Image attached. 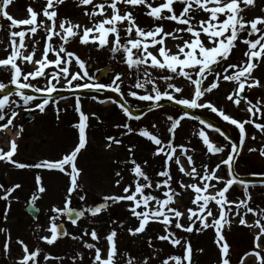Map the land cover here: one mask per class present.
I'll list each match as a JSON object with an SVG mask.
<instances>
[{
	"label": "snow or ice",
	"instance_id": "6c2138e0",
	"mask_svg": "<svg viewBox=\"0 0 264 264\" xmlns=\"http://www.w3.org/2000/svg\"><path fill=\"white\" fill-rule=\"evenodd\" d=\"M13 2L0 0V18L9 21L7 29L0 24V30L8 32L7 42L0 40L6 53L0 57V71H9L8 81L0 80V93H4L0 95V131L8 130L10 126L17 127V131L9 141L8 150L0 148V161L19 169L56 170L68 178L61 203L49 206L48 226L36 224L34 234L38 240L47 245H54L63 237L79 241L83 250H76L69 257L70 264H85L86 254L87 264H152L162 251L154 240L182 250L160 259L159 264H193L191 242L180 233L213 228L220 252L217 264H233L231 245L223 228L225 225L230 228L233 220L238 218L240 225L257 231L253 236L254 247L243 253L237 264H243L249 256L255 257L256 264H264V206H252L248 183L238 180L234 170L235 161L248 138L247 126L264 134V97L253 99L248 94L254 88L264 89V80L254 75L264 64V6H261L264 0L259 4L258 0H76V7L87 17V23L60 16V7L65 0H45L39 10L29 5L26 18H16L10 13ZM254 8H259V13L249 16ZM137 10H142L153 23H143L136 15ZM165 22L175 26L168 29ZM77 41L80 45L107 48L111 54H119L126 71L114 72L109 82H101L91 73L89 61L78 54V48L72 47ZM241 45L244 46L241 58L231 60ZM224 83L232 85L226 101L242 111L244 118L231 114L210 98L209 94L218 91ZM9 85L15 86L14 91ZM83 89H93L97 93L109 91L118 97L91 98L100 103H112L123 113L125 121L114 125L120 130L118 136H106L105 148L112 151L114 146H125L127 155L113 161L116 165L113 183L120 191L104 195L102 202L93 206L77 208L73 206L74 197L87 204L82 181L85 169L79 166L78 157L89 143V114L83 111L81 96H75L74 110L79 120L72 125L78 130V140L58 159H42L33 164L14 159L18 151L17 138L24 128L13 122L19 115L16 109L22 106L44 113L50 104L55 106L59 120V113L66 111L59 107L60 100L66 99L61 93ZM186 89H191L187 95ZM132 100L151 102L148 112L164 107L163 100L184 109H206L238 129L239 145L231 142L230 145H218L210 137L209 130L219 133L225 140L230 141V137L220 127L188 111L175 117L167 116L170 122L167 140L147 126L133 127L131 121L141 120L146 113L134 115ZM90 115L100 120L96 113ZM185 118L202 125L194 134L202 142L206 155L221 154L230 147L226 158L214 166L209 162L198 165L194 155L190 154L195 153L194 147L177 145L176 132ZM157 128V124L151 125V129ZM132 134L154 146L151 158L163 157L158 167L149 159L137 158L136 144L124 145L123 137ZM251 138L255 140V134ZM248 151L257 149L249 148ZM259 153L264 156V146L259 148ZM173 165L181 174L179 178ZM222 165L228 169L227 176L218 174ZM253 175L264 176V173ZM236 183L244 186L243 198L231 199L230 190ZM260 183L264 184V180ZM21 188L20 183L11 186L0 183L5 219L13 201L20 199L19 195L13 194ZM46 192L43 178L37 173L36 188L27 201L34 212H39L37 201ZM186 194H190L189 203L181 205L179 198ZM119 204L137 221L136 226L126 229L131 236L145 234L152 223L162 226V232L148 237L150 254L141 257L130 250H121L119 236L124 230L123 221L113 220L112 224L118 226L111 227L103 236L96 227H84L75 234L65 226V219L78 227L82 219L95 218ZM249 214L253 217L251 222L247 219ZM89 224H95V220L89 219ZM41 231L48 234L40 235ZM0 233L5 236L4 258L10 260L11 231L0 227ZM15 243L21 247L22 254L15 258L14 264H47L49 260L64 259L38 245L30 246L20 238Z\"/></svg>",
	"mask_w": 264,
	"mask_h": 264
},
{
	"label": "rangeland",
	"instance_id": "374dc122",
	"mask_svg": "<svg viewBox=\"0 0 264 264\" xmlns=\"http://www.w3.org/2000/svg\"><path fill=\"white\" fill-rule=\"evenodd\" d=\"M14 2L16 3L10 6V13L16 18H26L28 15L27 7L29 5H32L34 8L39 10L44 5L45 0H14ZM259 3L260 0L258 1V4ZM253 12L254 10H251L249 14H253ZM60 15L62 17L70 16L73 20H78L81 23H87V17L83 15L80 8L76 7V0H65L64 4L60 7ZM136 15L143 23L149 25L153 23L150 18L143 15L142 10H137ZM165 23L168 29L175 26L171 22ZM0 24L4 25L5 29H7L9 21L4 18H0ZM41 35H43V33H41ZM7 36L8 32L6 30H0V40H3L6 43ZM29 43H31V41H29ZM72 47L78 48V54L81 55L82 58L89 61V64H91L90 66H92L90 69L91 73L95 76L106 66H101L103 61L111 62L115 72L126 71V65H123L120 62V55L111 54L107 48L98 49L95 46L80 45L79 41L74 43ZM243 47L244 46L241 45L240 49L235 51L231 60L235 61L241 58V50ZM4 53V44H0V57H3ZM254 75L264 80V64L256 69ZM111 77L112 74H108L106 82H109ZM7 81L8 79H6L5 82ZM40 82L43 83L41 80ZM180 83L186 82L180 81ZM231 88V84L224 83L218 91L209 94V96L214 101H217L220 106L226 107L231 114L239 118H244L245 114L242 111L236 109L231 102L226 101V95ZM10 90H14V88ZM190 90L191 89H186L185 95H187ZM32 94L35 95V93ZM248 94L253 99L257 97H264V89L254 88L248 92ZM61 95L66 97V99L60 100L59 107L66 109V111H61L59 113V120H57L55 106L52 104L47 107L44 114L39 112V116L37 115L32 122H25L21 118V114L24 111L22 108L25 107L22 106V108H18L22 111L16 119L19 121V125H22L26 130H24L21 136L17 138L18 151L14 156V159L26 164L38 163L42 159H58L64 153L70 151L77 142L78 130L72 127V125L77 123L79 120L78 113L74 110L75 97H73V94L68 91L62 92ZM92 96V94L81 95L83 111L89 114V127L87 129L89 143L86 149L83 150L81 155L78 157L79 166L85 169L82 181L87 194V204L74 197L73 204L76 205L77 208L93 206L96 203H100L102 201L101 198L104 195L120 191V189L115 187L113 183V180L115 179L113 170L116 167L113 161L117 158L122 159L127 155L125 146H120L119 148L114 146L112 151H108L105 148V137L108 135L118 136L120 130L116 129L114 125L117 123H123L126 118L116 105L112 103L99 102V100H104L106 98L97 96L99 100H94L91 98ZM12 98L16 99L15 96ZM163 102L171 101H161V103ZM131 103L133 109L139 107V110L146 109L151 104V102L135 100H132ZM240 107L243 109L244 105L241 104ZM189 110H191L194 114L203 116L208 121L217 124L220 128H222V130L227 132V136L230 137V141L225 140L224 137L219 135V133L209 131L210 137L218 145H230V142L239 145V132L235 126H232L227 122H223L218 116H216V114L211 113L206 109ZM181 112V109L166 106L148 113L147 116L139 122L131 121V123L133 127L147 126L150 130L158 132L162 138L167 140L169 138L167 129L170 127V122L167 120V116L173 115L175 117ZM91 113H96L100 117V120L98 121L95 117L91 116ZM154 123L158 125L157 129H151V125ZM200 127H202V125H197L194 121L185 118L182 121L181 127L178 128L176 132L175 143L177 145L185 144L189 147H194L196 149L195 153L190 154L194 155L198 165L209 162L214 166L216 163H219L221 159L226 158L230 147L226 148L225 152L220 156H213L211 154L206 155L202 142L194 134ZM12 130L13 138L16 135L17 130L14 128H12ZM247 130L248 138L245 140L243 149L235 161L234 170L237 174L239 173L240 175L249 176V179L256 180L257 177H255L253 173H264V156H261L259 153V148L264 146V134L259 133L253 126L250 125L247 126ZM253 134L256 136L255 140L251 138ZM3 139H6V137L3 136ZM123 139L124 145L136 144L138 146L136 150L138 159H149L150 163L157 167L160 163H162L163 157H157L154 159L151 158V151L154 146L146 139L135 134L123 137ZM2 144H5L4 150H8V142L4 141ZM249 148H256L257 151L249 152ZM173 171L176 177L179 178L181 174L176 170L175 165H173ZM37 173H40L42 176L43 183L47 187V192L43 195L41 200L37 201L36 206L40 209V216L37 220H33L26 212V207L28 206L27 201L30 194L36 188ZM227 173V167L222 165L218 174L221 176H227ZM0 175H3V179L5 181L4 184L6 186H11L13 183H20L22 185V188L18 190L17 193L13 194L19 195L20 199L18 202L13 201L11 211L2 226L10 229L11 231L13 241L11 245L12 259L6 260L4 258L3 243L5 236L0 233V264H14L15 258L22 254L21 247L15 243L17 238L23 239L30 246L38 245L46 252L51 253L53 256L64 257L62 261L49 260L47 264H70L69 257L76 250H83L79 241L66 237L63 240L57 241L50 249L49 245L44 246V242L38 240L37 236L34 234L37 223L40 224L43 220L48 222L49 206L54 203H61L68 178L59 171H49L35 168L19 169L3 161H0ZM258 187L259 186H249V191L252 194L253 207L257 204L264 206V203H262L261 200L264 195L262 196L258 194L259 192H264V188L263 191H258ZM243 192V186L239 184L238 186L234 185L230 190V198H243ZM189 195L190 194H186L184 197L179 198L181 205H187L189 203ZM4 208L5 202L0 201V211L3 212ZM89 219H94L95 224L90 225ZM247 219L251 222L253 220L252 215L249 214ZM113 220L124 222V230L120 232L119 236V246L122 251L130 250L133 254L141 257L152 252V249H150L147 244L148 237H155L156 234L162 232V226L152 223L145 234L140 236H131L127 233L126 229L128 227L136 226L137 221L126 211L122 204L113 205L108 211L103 212L95 218H85L81 223H79L78 227L76 226L74 229H71L70 232L79 234L84 227H96L101 236H103L111 227L118 226L112 224ZM256 231L257 229L255 228H248L240 225L238 223V218L233 220L230 228L227 225L224 226L223 232L227 241L231 245L230 255L233 264H237L243 253L250 251L251 248L254 247L253 236ZM180 235L184 236L191 242L193 248V264H217L220 252L217 244L215 243L216 234L213 228H208L203 232L193 231L190 234L181 232ZM85 239L89 238L85 237ZM153 243L157 246V248L162 249V251L159 253V258L154 259L152 264H159V260L163 259L165 256L182 251L179 248H173L167 242L154 240ZM198 249H203V251H198ZM87 261L88 257L86 254L85 264H87ZM243 264H256L255 257L249 256L245 258Z\"/></svg>",
	"mask_w": 264,
	"mask_h": 264
},
{
	"label": "flooded vegetation",
	"instance_id": "af4514ba",
	"mask_svg": "<svg viewBox=\"0 0 264 264\" xmlns=\"http://www.w3.org/2000/svg\"><path fill=\"white\" fill-rule=\"evenodd\" d=\"M258 1H259V0H258ZM261 6H264V5H261ZM253 10H254L253 14H258V13H259V8H254ZM253 14H249V13H248L249 16H251V15H253ZM27 67H28L29 69H31V66H27ZM61 109H62V108H61ZM38 113H39V111H37V112L35 113V116H34L35 118L37 117V115L39 116ZM46 113H47V112H46ZM41 114H43V113H41ZM22 115H23V114H21V118H22ZM16 118H18V117H16ZM16 118H15V119H16ZM1 123H2V122H1ZM13 123H14L15 126H20V125H19V121H18L17 119H16ZM11 127H12V126H11ZM12 128H14V129L17 130V127H12ZM23 128H24V127H23ZM24 130H26V129L24 128ZM3 131H4V130H3ZM30 135H31V134H30ZM0 181H1V183H4V182H5L4 179H3V175H0ZM260 188H261V187H260ZM260 188H258V191H260ZM259 193L262 194L263 192H259ZM262 199H263V202H264V198H262ZM40 225H42L43 227L46 228L47 222H46L45 220H43V221L40 223ZM40 234L43 235V234H46V232L41 231Z\"/></svg>",
	"mask_w": 264,
	"mask_h": 264
},
{
	"label": "water",
	"instance_id": "95a60500",
	"mask_svg": "<svg viewBox=\"0 0 264 264\" xmlns=\"http://www.w3.org/2000/svg\"><path fill=\"white\" fill-rule=\"evenodd\" d=\"M109 72H110V70L105 71V72L101 75V77H99V79H100L101 81H104V80H105V76H106ZM144 113H146V111H145ZM28 212H29L33 217H36L37 214H38V212H34V211H33L32 207H29V208H28ZM3 221H4V216H3V215H0V224H2Z\"/></svg>",
	"mask_w": 264,
	"mask_h": 264
},
{
	"label": "bare ground",
	"instance_id": "6f19581e",
	"mask_svg": "<svg viewBox=\"0 0 264 264\" xmlns=\"http://www.w3.org/2000/svg\"><path fill=\"white\" fill-rule=\"evenodd\" d=\"M109 95L112 96L113 98H118L115 93L110 92ZM136 113L139 114V112ZM238 177L241 178L242 180H247L245 177H240V176Z\"/></svg>",
	"mask_w": 264,
	"mask_h": 264
}]
</instances>
